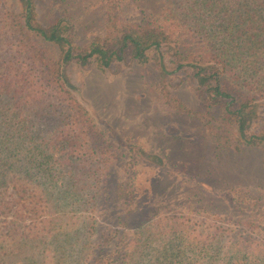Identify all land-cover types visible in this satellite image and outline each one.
<instances>
[{
	"label": "rangeland",
	"instance_id": "1",
	"mask_svg": "<svg viewBox=\"0 0 264 264\" xmlns=\"http://www.w3.org/2000/svg\"><path fill=\"white\" fill-rule=\"evenodd\" d=\"M35 2L40 21L63 19L77 46L105 33L112 6L141 23L164 6L183 18L187 12L185 0ZM21 9L19 0H0V20ZM194 35L199 44L202 34ZM207 53L205 64L176 70L167 48L166 75L155 51L144 62L128 52L105 71L92 59H73L64 79L87 121L74 122L54 103L22 99L19 117L28 121L17 126L12 101L0 103V141L7 142L0 143V168L8 166L13 179L0 185V264H264L263 92L246 108L243 134L225 125L214 81L209 88L197 76L200 66L222 69ZM233 72L237 88H262L255 81L261 73ZM23 127L32 144L11 136ZM94 130L104 147L88 143ZM39 141L54 144L37 149ZM95 159L103 160L99 168ZM84 239L92 250L86 259Z\"/></svg>",
	"mask_w": 264,
	"mask_h": 264
},
{
	"label": "trees",
	"instance_id": "2",
	"mask_svg": "<svg viewBox=\"0 0 264 264\" xmlns=\"http://www.w3.org/2000/svg\"><path fill=\"white\" fill-rule=\"evenodd\" d=\"M19 1L21 11L8 13L4 20H0V98H4L0 99V103L7 107L12 101L15 116L21 114L20 109L25 104L22 99H28L30 104L34 100L38 104L43 100L54 103V107L61 106L69 110L68 116L74 122H80L79 117L87 121V111L67 88L64 79L68 63L77 59L84 64L92 59L97 68L105 71L114 61L124 59L128 52L132 58L144 62L148 53L155 51L156 62L162 74L166 75L167 65L163 57L167 48H171L176 70L186 64H205L207 52H210L209 60L222 69L211 72L207 70L208 67L200 66L197 76L201 84L209 88L211 81H214L212 92L216 105L222 110L225 125L237 126L241 134L245 130L246 108L256 99V94L263 92L264 98V71L260 70L264 69V0H185V18L190 19L177 15V9L164 6V11L158 17L143 23L124 18L116 11V6H112L106 10L105 33L84 46L76 45L63 19L44 24L39 19L35 0ZM183 19L186 21L183 22ZM194 29L202 34L199 44L197 41L194 43L197 40ZM205 40L208 46L202 43ZM199 50L201 53H197ZM235 68L254 73L250 75L254 79L261 73L262 80L255 81L262 88L255 87V83H247L249 91L245 87L237 88L234 85ZM228 76H233V79L230 80ZM207 102L212 106V103ZM27 121V118L18 120L17 126ZM27 129L23 127L11 136L32 144L33 139ZM12 137L7 136L5 139ZM259 138L264 139V131ZM103 139V135L94 130L88 143L94 144V149L104 147ZM51 141H39L37 149L44 147L48 150V145L54 144ZM0 143L3 145L7 142L3 140ZM92 163L99 168L103 160L95 159ZM5 167L0 168V185L13 180L7 179L8 166ZM13 186L18 185L15 183ZM171 218L169 215L165 217L166 220ZM178 218L184 221L183 216L175 217ZM94 226L88 227L85 234H90L92 228H96ZM142 228V225H138L135 230L140 232ZM121 230L120 227L116 228L115 234H120ZM83 242L82 253L86 259L92 250L85 248V239ZM103 246L99 255L104 257L102 251H106L107 255V248L111 245L106 240ZM81 264H93V261Z\"/></svg>",
	"mask_w": 264,
	"mask_h": 264
}]
</instances>
